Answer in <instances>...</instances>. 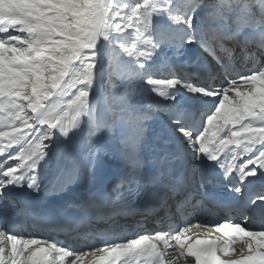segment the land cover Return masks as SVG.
<instances>
[{"label":"snow or ice","instance_id":"obj_1","mask_svg":"<svg viewBox=\"0 0 264 264\" xmlns=\"http://www.w3.org/2000/svg\"><path fill=\"white\" fill-rule=\"evenodd\" d=\"M0 264H264V0H0Z\"/></svg>","mask_w":264,"mask_h":264},{"label":"bare ground","instance_id":"obj_2","mask_svg":"<svg viewBox=\"0 0 264 264\" xmlns=\"http://www.w3.org/2000/svg\"><path fill=\"white\" fill-rule=\"evenodd\" d=\"M109 160H110V161H113V159H112V158H111V159H109ZM107 161H108V160H107ZM105 165H106V166H108L109 164L105 162Z\"/></svg>","mask_w":264,"mask_h":264}]
</instances>
